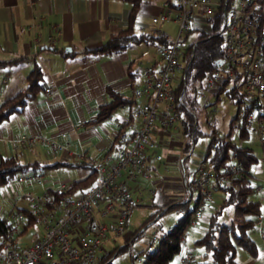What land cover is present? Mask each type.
<instances>
[{"label": "crops", "instance_id": "0c3cea01", "mask_svg": "<svg viewBox=\"0 0 264 264\" xmlns=\"http://www.w3.org/2000/svg\"><path fill=\"white\" fill-rule=\"evenodd\" d=\"M166 1H142L135 23L137 34L163 33L172 39L162 25L155 26L159 22H153L164 11ZM128 13L129 6L122 0H0V61L4 62L0 63V103L25 85V77L34 64H39L44 72L43 89L37 97L22 113H14L0 124V157L17 155L23 163L38 161L45 165L59 161L84 162L79 167L88 168L90 173L87 164L115 156L119 124L128 120L130 108L118 107L100 121H95L97 113L101 105L111 100L108 87L132 97V108L141 103L142 98L134 95L146 75L140 60L145 54L152 55L147 46L141 45L145 42L111 55L95 50L110 33L126 27ZM204 21V17H198L192 29L206 30L202 29ZM156 58L148 61L146 67L158 66L160 62ZM175 129L155 135L160 141L156 151L162 154V159L153 162L149 171L156 172L161 167L167 171L169 167L180 168V164L186 170L189 151L183 148L184 140L179 141L174 135ZM79 167L47 168L60 171ZM47 168L37 171L44 179ZM59 187L50 184L45 189L55 191ZM259 187L257 193L264 198V187ZM193 190H189V197ZM168 202L169 205L159 202V209L163 211L176 204V201ZM263 222L264 216L259 222L261 231Z\"/></svg>", "mask_w": 264, "mask_h": 264}, {"label": "built area", "instance_id": "2783aa9c", "mask_svg": "<svg viewBox=\"0 0 264 264\" xmlns=\"http://www.w3.org/2000/svg\"><path fill=\"white\" fill-rule=\"evenodd\" d=\"M217 9L225 15L220 29L224 56L201 79V92L216 97L222 84L227 89L235 85L244 97L236 108L237 129L244 125L257 131L264 148V0H167L164 11L153 22L169 20L175 12L172 18L177 34L156 48L160 64L145 67L144 81L134 90L142 101L130 110L128 120L119 124L115 156L93 163L97 176L83 192L64 195L57 201L52 190L45 189L33 199L28 214L38 218L42 234L32 243L20 245L21 228L9 226L6 235L0 237V264H96L105 254L102 243L124 233L134 205L128 181L149 177L153 162L162 159L156 151L160 141L155 135L177 128L183 119L181 96L173 85L182 69V34L192 29L198 17L206 19ZM180 168L186 189L197 190L202 200L209 198L214 175L208 160L202 158L191 173L182 164ZM24 182L43 184L44 176L29 173L17 178V183ZM66 187L60 184L58 190ZM202 211L198 207L193 219L200 218ZM13 220L24 224L28 217L21 211ZM261 236L264 238V228ZM159 240L160 235L153 233L144 253L152 251ZM143 255L134 256L132 264H141ZM180 261L193 264L195 256L188 249Z\"/></svg>", "mask_w": 264, "mask_h": 264}, {"label": "trees", "instance_id": "16d2710c", "mask_svg": "<svg viewBox=\"0 0 264 264\" xmlns=\"http://www.w3.org/2000/svg\"><path fill=\"white\" fill-rule=\"evenodd\" d=\"M129 6V13L126 27L116 32L110 33L106 41L97 49L96 52L104 55L121 52L133 44L140 42L151 43L158 47L167 44L169 39L166 35L159 33L154 34H137L135 32V23L138 17L139 8L143 0H122ZM223 10H214L206 17L209 28L201 30L198 38L190 42L184 53L180 56L182 69L178 75V84L176 86L177 94L181 96L180 110L184 113L181 120V131L184 136V150L189 151L195 143V139L199 133L196 119L190 113L192 108L199 106L197 102L198 88L201 87V79L209 72H212L217 62L224 56V41L221 33V24L224 20ZM261 19H259L260 21ZM264 23V20H261ZM12 62V61H11ZM0 63H4L1 62ZM44 72L39 64H34L33 68L25 77V85L15 91V93L0 103V124L14 113H22L25 106L34 100L39 92L43 89ZM107 92L111 100L100 106L95 121L103 120L111 115L118 107L128 106L132 109L134 100L125 97L123 94L107 88ZM224 92L229 98L234 100L237 105L244 98L236 86L230 89L221 85L216 98ZM210 132L208 133L209 142L206 146L203 159L208 160L211 173L214 175L211 182V189L218 190L223 193V199L218 207L211 213L208 227L204 234L195 241V244L204 249L205 256L210 255L211 261H197L193 264H243L237 261V248L241 247L247 251L252 257H257L259 248L256 241L251 237V232L259 223L262 205L258 200L251 198L256 192L253 179L254 174L252 167L258 162L253 149L249 146L238 144L232 139V135L237 131L238 139L245 140L250 136V130L246 126L237 129L236 113L228 124L226 133L221 134L216 130V125L209 123ZM84 162L72 163L68 161H59L51 165L41 164L38 161L23 163L17 157L12 155L9 157H0V186L6 185L19 173L24 175L33 173L47 167L68 166L79 167ZM91 169L90 173L83 179L73 180L69 183L65 190H52L54 198L58 201L67 194H78L83 192L88 186L93 184L97 171L92 164H87ZM224 179L223 182L221 180ZM201 195L195 200L192 208H188V201L170 205L162 211L157 212L148 220H146L136 230L130 239L134 240L141 234V229L152 220L159 212L168 211L173 207H177L181 215L176 223L170 228L162 231L160 240L155 248L148 252L141 250L139 254L143 255L141 264H169L172 258L182 250L184 235L187 227L193 220L194 213L199 207ZM231 207L233 210L231 220L226 223L220 220L224 210ZM23 214L27 215L28 221L22 224L19 235L25 233L29 227L39 223L38 218L28 214V210L21 209ZM11 224L6 218L0 217V237L5 236L7 228ZM130 239L122 246H116L109 250L99 258L96 264H112L111 257L118 251L127 248Z\"/></svg>", "mask_w": 264, "mask_h": 264}, {"label": "rangeland", "instance_id": "374dc122", "mask_svg": "<svg viewBox=\"0 0 264 264\" xmlns=\"http://www.w3.org/2000/svg\"><path fill=\"white\" fill-rule=\"evenodd\" d=\"M174 13L175 12H172V15L168 21L163 23L159 22L155 25L158 28L159 26H163V28L167 30V33L170 34L172 38L176 37L177 34V24L173 22L172 18ZM208 28V23L204 21L202 24V29ZM137 31H139V29H137ZM199 34L200 30L197 28L191 29L188 32H184L182 34V51L190 42L195 41ZM141 45L147 46L149 48V53H151L150 55H152L150 58L145 54V56L141 58L140 61L142 62V67H146L147 62L151 61L153 57H157L158 55L154 46L150 44L146 45L145 43H142ZM156 60H158V58H156ZM177 75H179V72ZM177 83L178 80L174 79L173 85L176 86ZM199 83L201 85V81ZM201 91L202 87H199L197 93V102L199 106L190 110V113L196 119L199 133L195 139V143L191 146L188 152L189 157L187 158L185 166L188 173H191L193 170H195L196 166L204 156L206 146L209 142L208 133L211 130L209 123H214L216 125V130L219 133L224 134L228 130L229 121L236 113V104L234 103V100L229 98L224 92L220 93L219 98L217 99L213 93ZM174 135L177 136L179 141L184 140L180 122L178 123V129L174 130ZM232 139L240 145L249 146L253 149L255 155L258 158V162L251 169L254 174L253 182L254 185H261V187H264V148L260 145L257 131H250L249 138L245 140L238 139L237 131H235L232 135ZM52 169L54 168H47V170H45V179L43 184L27 182L17 183V178L19 176H24L23 173H19L6 185L0 186V217L6 218L11 226L16 225L18 228H21L22 224L13 220L14 214L21 212V209L28 210L33 199L41 196L42 192L48 185L56 184L59 186L60 184H69L72 180L84 178L89 173V169L86 167L74 169L64 168L60 171H54ZM149 174L150 178L148 179L139 178L135 181H128V187L131 191L134 205L128 217V222L124 233L120 236H111L108 240H105L102 243L101 249L104 253H107L111 248H113V246H122L128 236L132 235L146 220L151 218L157 212L159 209L158 205H160L159 202L162 201L163 204L166 203L169 205L168 201L170 200L176 201L174 203H183L188 201L189 209L194 206L198 194L193 190L191 192V197H189V191L186 189V187H184V181L180 168L169 167V169L166 171L163 169V167H161L160 170L158 168L156 172H154V170L149 171ZM164 176L165 178L169 179L162 178ZM158 180L161 182L158 183ZM168 198L169 200H167ZM251 198L261 202V216L263 217L264 198H262L259 193H257V191L252 194ZM222 199L223 193L218 190H213V192H211V197L209 196V198H203V200L201 199L199 208L203 210L202 216L191 221L190 225L185 231L182 250L172 258L169 264H181L180 257L182 253L188 249L193 252L195 260L204 262L211 261V256H205L204 249L201 246L196 245L195 241L199 239L203 235L202 233H204V231L207 229L210 215L218 207ZM232 214L233 210L231 207H229L224 210L220 220L228 223L232 218ZM180 215L181 212L178 211L177 207H173L164 213L159 212L140 230L141 234L135 240L129 242L127 248L117 252L111 257V263L132 264L134 261V256H138L141 250H146V247L150 242L151 235L153 233L160 235L162 231L174 225ZM262 225L264 226V222ZM250 232L251 237L256 241L259 248L258 256L252 257L243 248L238 247L236 259L243 264H264V238L261 237V228L259 223ZM41 233V226L39 224L33 225L28 228L25 234H22L23 236L21 235L18 237L19 244L26 245ZM156 244L157 242L154 243V246H156ZM134 264L137 263L134 262Z\"/></svg>", "mask_w": 264, "mask_h": 264}]
</instances>
